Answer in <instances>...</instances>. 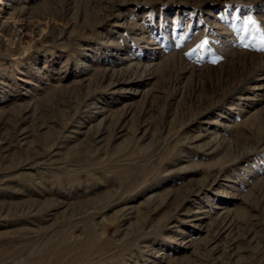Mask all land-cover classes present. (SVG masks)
<instances>
[{"label":"rangeland","instance_id":"1","mask_svg":"<svg viewBox=\"0 0 264 264\" xmlns=\"http://www.w3.org/2000/svg\"><path fill=\"white\" fill-rule=\"evenodd\" d=\"M102 116L125 134L96 149ZM71 118L85 141L14 170ZM17 125L0 264H264V0H0V140Z\"/></svg>","mask_w":264,"mask_h":264},{"label":"bare ground","instance_id":"2","mask_svg":"<svg viewBox=\"0 0 264 264\" xmlns=\"http://www.w3.org/2000/svg\"><path fill=\"white\" fill-rule=\"evenodd\" d=\"M16 12L20 15L27 14V12L24 8H18ZM118 81H120V80L116 79V80L112 81V83L115 84ZM86 98L88 100H91V104H90L91 106L90 107H93L95 112H101V110H104L102 108L100 109L98 103L95 102L96 97L93 95V92H87ZM23 112H24L23 113V120L26 121L27 118L32 113L31 103H28L24 107ZM105 117L106 116H102L100 118V121L98 122L99 123V129H97L93 133L92 137H89L88 135L86 136V138H87L86 142H88V143L92 142L93 144H95L94 146L96 149L102 148L103 146L107 145L108 143L113 142L115 138H118V137L123 136L125 134L124 127H120L116 131V133L112 132L111 135L107 138L105 136V134H106V130L108 127H107V125H103L104 119H106ZM65 122L66 123H64V125L62 126V128H63L62 132L64 133L63 136H65V140L56 138V140H53V142H51L50 145L48 147H46V149L44 151H42L40 153L38 152L34 155H31V156L27 157V159H25V161L19 162L18 164H15L13 166L14 170L15 169H16V171L19 170V171L25 173L29 177L30 180L37 181L38 180L37 173L40 172L41 168L47 167V165H49V164L56 165V164L60 163L62 160L61 154L63 153L64 148L66 146H68V143L74 142L77 139L84 140L83 135H85V130H83L79 125H77L75 122H73L72 118L69 119L68 121H65ZM24 126H26V125H24ZM15 132L17 133L16 143L7 142L5 139L0 140V143H1L0 145H2V147H1L2 148V154L4 156H9V155L14 154L15 152H17L18 148L19 149L21 148L23 150V149L31 147L33 145V142H34L32 139L33 134H31V132L29 131V129L27 127H21V126L19 127L17 125L15 127ZM206 135L207 134H200L198 137H195V139H199V138L204 137ZM213 139L211 140V142L213 141ZM208 143H210V141ZM15 174H16V172L4 174V176H2V178L0 179L1 180L0 181V183H1L0 189H2V187L8 188V186H10L12 183H14V181H17ZM11 192H15V191L11 189ZM215 207L222 208V206L221 207L215 206ZM123 210H124L123 212H126L128 216H134L137 214V211H138L136 209V205H133V204L125 205L123 207ZM223 211H221V212H223ZM196 212H202V210L198 209L195 211V213ZM221 212H219V214ZM53 214H54V212L50 211L47 213V216L45 218L47 220H51L53 218ZM203 217L204 216L193 215L192 220H202ZM231 217L228 218L227 216H224V219L225 220H227V219L232 220L233 218L231 219ZM90 236H91V234H90ZM185 242L187 244L189 241H185ZM187 245L190 246L189 244H187ZM189 259L184 264H195L194 262L189 261Z\"/></svg>","mask_w":264,"mask_h":264},{"label":"snow or ice","instance_id":"3","mask_svg":"<svg viewBox=\"0 0 264 264\" xmlns=\"http://www.w3.org/2000/svg\"><path fill=\"white\" fill-rule=\"evenodd\" d=\"M206 43H207V41H203L200 45H198V47H203L204 44H206Z\"/></svg>","mask_w":264,"mask_h":264}]
</instances>
